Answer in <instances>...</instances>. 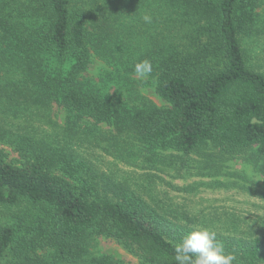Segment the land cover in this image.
I'll use <instances>...</instances> for the list:
<instances>
[{
	"label": "trees",
	"instance_id": "trees-1",
	"mask_svg": "<svg viewBox=\"0 0 264 264\" xmlns=\"http://www.w3.org/2000/svg\"><path fill=\"white\" fill-rule=\"evenodd\" d=\"M259 2L102 0L98 14L85 0H0V142L22 160L0 158V206H25L18 224L0 230V264L76 263L92 236L116 239L141 264H175V246L199 228L166 218L121 182H107L114 198L102 197L93 166L76 165L74 151L58 147L43 127L55 125L49 112L56 105L67 113L70 136L78 120L90 118L153 148L189 155L212 145L227 152L254 149L263 157L264 72L251 65L245 47ZM153 3L181 21L166 44L151 43L139 61L149 58L150 80L166 107L142 96L132 79L139 62H126L118 77L129 86L118 90L121 96L130 91L127 97L106 93L87 74L93 51L114 57L121 12ZM22 121L33 123L24 127ZM24 216L33 217L31 223ZM261 227L252 237L215 231L216 240L236 256L233 264H264ZM92 264L122 262L101 256Z\"/></svg>",
	"mask_w": 264,
	"mask_h": 264
},
{
	"label": "rangeland",
	"instance_id": "rangeland-1",
	"mask_svg": "<svg viewBox=\"0 0 264 264\" xmlns=\"http://www.w3.org/2000/svg\"><path fill=\"white\" fill-rule=\"evenodd\" d=\"M85 3L88 10L98 14L104 10L102 0H85ZM107 7L108 10L114 9ZM145 14L151 15L152 23L143 21ZM176 18L166 7L155 3L141 6L136 11H122L118 20L113 19L118 21L116 28H119V35L116 39L120 43L114 49V57L109 54L105 58L102 53L93 51V62L87 74L106 93L113 95L119 89L127 91L129 86L118 79L124 76L126 62H139L143 55H147L151 43L158 44V39L166 44L174 33L172 30L181 26V21H174ZM186 37L180 35V38ZM122 42L127 43L129 48H122ZM245 47L251 65L255 70L264 72V0L259 2L257 21L252 35L245 40ZM146 59L149 61V58ZM132 75L142 96L158 107L167 106L157 95L155 84L150 80L151 74ZM129 93L121 96L118 92L121 98ZM49 116L55 125L45 124L43 128L51 133L52 140L60 141L58 147L74 151L76 165L79 160H84L93 166L100 176L97 193L102 197L114 198L107 182H121L127 190L143 198L173 222L240 237L260 235L261 226H264V156L257 155L254 149L227 152L208 145L186 155L150 147L131 134H118L112 126L96 123L90 118L78 120L71 117V121L78 120V123L76 135L70 136L68 126L71 123L63 109L54 105ZM32 123L22 121V126ZM55 133L58 136L54 138ZM1 157L15 164L22 161L19 152L5 142H0ZM24 210L25 206L13 209L0 206V230L3 226L18 224L17 218L24 215ZM23 218L25 223L33 220V217ZM11 255L9 253L8 257L11 258ZM101 256H109L122 264H141L139 258L116 239L105 236H92L86 253L78 262L50 264H92Z\"/></svg>",
	"mask_w": 264,
	"mask_h": 264
},
{
	"label": "clouds",
	"instance_id": "clouds-1",
	"mask_svg": "<svg viewBox=\"0 0 264 264\" xmlns=\"http://www.w3.org/2000/svg\"><path fill=\"white\" fill-rule=\"evenodd\" d=\"M145 23H152L151 15L142 17ZM150 61L144 60L135 65V72L145 76L151 74ZM175 264H233L236 256L225 253L224 246L216 240V232L208 228L194 229L183 237L174 249Z\"/></svg>",
	"mask_w": 264,
	"mask_h": 264
}]
</instances>
